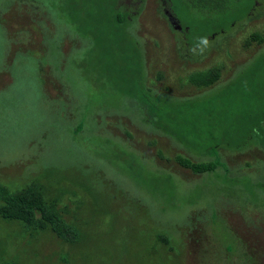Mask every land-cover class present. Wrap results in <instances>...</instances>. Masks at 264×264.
Returning <instances> with one entry per match:
<instances>
[{
	"label": "rangeland",
	"instance_id": "obj_1",
	"mask_svg": "<svg viewBox=\"0 0 264 264\" xmlns=\"http://www.w3.org/2000/svg\"><path fill=\"white\" fill-rule=\"evenodd\" d=\"M99 1L78 0L74 15L87 27L78 33L69 0H0V264H264L262 145L252 135L200 147L217 142L220 128L207 125L223 103L249 97L250 109L264 98V0L197 49L186 38L197 45L199 35L173 28L160 0H117L130 32L105 23ZM173 12L183 25L203 22ZM212 67V84L188 80ZM237 79L245 86L222 90ZM147 94L165 124L140 114ZM202 99L210 124L193 114ZM238 101L218 126L232 122ZM190 113L200 143L181 130ZM117 153L134 161L133 177ZM176 155L216 167L193 173ZM31 184L44 216L2 200Z\"/></svg>",
	"mask_w": 264,
	"mask_h": 264
},
{
	"label": "trees",
	"instance_id": "obj_2",
	"mask_svg": "<svg viewBox=\"0 0 264 264\" xmlns=\"http://www.w3.org/2000/svg\"><path fill=\"white\" fill-rule=\"evenodd\" d=\"M162 5L164 6V14L167 17L168 21L170 22L171 26L173 28H177L179 32L184 33V37L190 33H194V35H199L198 38V44H193L191 43L187 38H186V43L190 45V48L192 49H197L198 46H203L206 44V41L214 36L216 33H219V31H223L226 28L232 26L236 20L241 18V13L239 14L238 11L240 9H244V14L243 17H245L247 14H249L250 10L254 6L255 0H160ZM97 4V9L100 10L101 14H103V20H105V23L107 21H112L114 23H117L121 26H123L126 31H129L128 28V14L125 11H121L118 7V2L117 0H101L99 2H96L93 4V6ZM81 5L78 2V0H69V31L71 27L73 28V22H75V30L79 33L85 32L86 23L84 22V19L77 18L74 14L77 15L78 11H81ZM94 8L90 7V12H92ZM138 10V9H137ZM174 10L177 11V13H183L184 10L186 12L194 13L197 15L200 20L203 22H196L192 19H188L191 23L189 25L187 24H181L180 20L177 18ZM88 16L91 15L90 13H87ZM242 17V18H243ZM227 21V22H226ZM99 21L95 20L94 26L98 25ZM208 24H215L217 28L213 31L207 32L208 30ZM96 27V26H95ZM74 30V29H73ZM73 30H71L72 35L77 36L81 39L80 35L78 33L73 34ZM206 33H203L205 32ZM203 33L204 36L201 34ZM249 38L252 40L260 41L261 37L258 36L255 33H252ZM203 42V44H201ZM248 43L245 41V44ZM15 60V58H13ZM143 76V75H142ZM218 78V68L217 67H212L208 69L205 72H198V73H193L188 76V80L195 85H201V86H206L209 84H212L216 79ZM238 79L233 81H229L222 90L225 89L226 92H229V89L232 88L231 90H235L234 87L240 84H246V80L242 79V81L238 82ZM245 86V85H244ZM247 87V86H246ZM244 93H247L246 88H242ZM251 91V89H250ZM221 93V96H223L222 91H217L215 93H211L210 96H204V97H212V98H217V96ZM214 96V97H213ZM216 96V97H215ZM221 98V97H220ZM225 98V97H222ZM205 99V98H203ZM200 104L201 108L197 109L193 114L196 115V120H198L199 116H202L203 118L205 117V121L209 122V120H212V117L214 116L212 107H206L208 105L207 100H203ZM247 99H250L249 97L247 98H239L238 100L242 101L241 103H238L236 105L235 110L236 112L230 116V119H232L231 123H227L226 125H217V120L218 119H224V120H229L228 117L231 115V105L234 103H231L229 106L226 103H223V106L221 107L218 115L222 117H218L215 120V124L207 125L209 129H213L216 127H219V134L220 136L217 137V142L214 144H211L209 141H206L204 145L200 146L204 149L208 147H214L217 146L221 143H224L225 145L233 146L237 145L238 143L244 142L249 136H254L257 142L262 145L263 150H264V98H259V101L256 102V98H253V101L255 102L250 109H247L245 106V103L247 102ZM151 99L150 95H141L139 98H137V107L139 105L140 109V114H143V118L146 116L149 119L155 120L157 122H161L163 120L167 121L166 115L162 111H155L153 104H151ZM238 101V102H239ZM156 102V101H155ZM258 103V105H257ZM159 104V103H157ZM156 106V104H154ZM160 105V104H159ZM198 103L195 105L197 106ZM228 106V107H227ZM206 107V108H205ZM184 113V111H177L175 113H172L173 116V121L174 124H178L175 121V117L177 114ZM156 114V115H155ZM145 115V116H144ZM155 115V116H154ZM226 116V117H224ZM156 119H155V118ZM178 119V118H177ZM182 120L183 124L182 129L184 132L189 135L187 142H196L199 140V143L201 142L199 133L196 134V132L193 130L195 125H192L193 118H192V113L189 115V119L187 120V123H185V118H179V120ZM159 122V123H160ZM185 123V124H184ZM188 125V126H185ZM216 126V127H215ZM178 129V128H177ZM180 130V129H178ZM181 134V133H180ZM183 137L182 135H180ZM215 140V139H214ZM192 144V143H191ZM114 157L116 158V163L117 165L121 168H125L130 171L128 175L132 176V168L134 161L128 160L121 156L120 154H115ZM49 160V159H48ZM175 160L182 166L187 167L190 169L191 172L193 173H206L211 170H213L216 167V164L212 161H199V162H190L186 157H183L181 155H176ZM51 161V160H50ZM133 177V176H132ZM2 200L6 207L10 211L14 212H19L24 215L30 216L38 213L41 216H44V209L40 203L39 199V193L36 190L34 185H29L28 187L14 191L12 193H5L2 196ZM60 220V219H58ZM57 218L54 219V222L60 223ZM62 221V220H61ZM62 223V222H61ZM54 224V228L59 229V227ZM57 226V227H55ZM61 228V227H60ZM62 230V229H61Z\"/></svg>",
	"mask_w": 264,
	"mask_h": 264
}]
</instances>
